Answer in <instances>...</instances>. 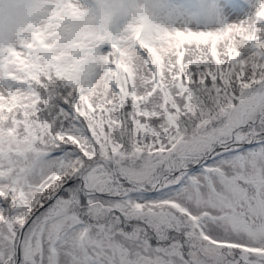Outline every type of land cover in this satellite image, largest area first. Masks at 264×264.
I'll return each mask as SVG.
<instances>
[{
	"label": "snow or ice",
	"instance_id": "obj_1",
	"mask_svg": "<svg viewBox=\"0 0 264 264\" xmlns=\"http://www.w3.org/2000/svg\"><path fill=\"white\" fill-rule=\"evenodd\" d=\"M0 264H264V0H0Z\"/></svg>",
	"mask_w": 264,
	"mask_h": 264
}]
</instances>
